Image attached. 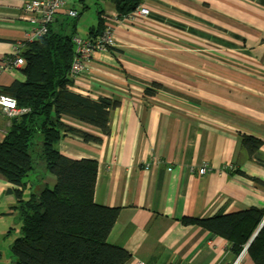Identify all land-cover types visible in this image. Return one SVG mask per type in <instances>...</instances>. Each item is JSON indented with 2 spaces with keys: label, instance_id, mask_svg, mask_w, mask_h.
<instances>
[{
  "label": "crops",
  "instance_id": "1",
  "mask_svg": "<svg viewBox=\"0 0 264 264\" xmlns=\"http://www.w3.org/2000/svg\"><path fill=\"white\" fill-rule=\"evenodd\" d=\"M27 1L0 0V90L25 80L14 46L31 26ZM141 5L147 15L119 23L116 0L96 1L104 26L114 25L115 42L92 54L72 89L119 104L106 136L64 119L101 135V143L66 135L57 147L71 158L98 161L95 201L120 208L108 241L130 252L125 264H255L247 246L236 255L225 238L181 219L264 208V166L242 145L245 135L260 139L264 159V0ZM72 7L79 13L76 34L89 38L96 25L86 36L79 30L90 0ZM70 19L60 13L52 27L62 31ZM11 120L0 113V142ZM204 164L208 171L200 174ZM51 181L45 175L43 182ZM10 185L0 175V238L16 223L15 198L5 193ZM8 243L0 246V264H9Z\"/></svg>",
  "mask_w": 264,
  "mask_h": 264
},
{
  "label": "trees",
  "instance_id": "2",
  "mask_svg": "<svg viewBox=\"0 0 264 264\" xmlns=\"http://www.w3.org/2000/svg\"><path fill=\"white\" fill-rule=\"evenodd\" d=\"M141 3L142 0H116L117 17L131 13ZM101 13L90 30V38L105 27ZM77 17H70L62 31L55 30L52 24L47 34L24 42L20 71L25 80L1 88L19 108L28 109L12 119L0 142V175L11 184L5 193L15 198L10 209L16 223L0 238V243L3 238H11L7 246L9 264H125L131 257L125 248L108 241L120 208L95 201L98 161L71 158L57 147L66 135L101 143V135L74 128L64 119L73 118L106 136L111 132V110L119 104L72 89L70 69ZM146 93L154 92L147 88ZM262 144L253 136L242 137L249 157L264 166ZM43 170L55 177L52 186L43 182ZM41 171L35 181L30 178ZM237 173L260 181L240 170ZM181 221L225 238L236 255L247 246L254 263L264 264V208L204 218L183 217Z\"/></svg>",
  "mask_w": 264,
  "mask_h": 264
},
{
  "label": "built area",
  "instance_id": "3",
  "mask_svg": "<svg viewBox=\"0 0 264 264\" xmlns=\"http://www.w3.org/2000/svg\"><path fill=\"white\" fill-rule=\"evenodd\" d=\"M74 0H28L24 4V14L30 23L29 29L25 33L24 41L17 42L14 46L15 64L22 65L24 59L21 55L24 42L33 41L48 33L50 26L60 13H65L68 17H77L78 11L72 7ZM149 9L140 5L136 10L116 17L119 23L136 22L140 16L147 15ZM115 42L114 25L106 24L104 29L95 38H83L80 35L73 37L75 54L71 64L70 75L75 79L88 66L94 52L102 53L108 50ZM5 68V63L0 65V69ZM26 108H19L16 100L1 92L0 90V113L14 119L27 112ZM208 171L206 164L199 168L200 174ZM139 264H142L141 262Z\"/></svg>",
  "mask_w": 264,
  "mask_h": 264
},
{
  "label": "rangeland",
  "instance_id": "4",
  "mask_svg": "<svg viewBox=\"0 0 264 264\" xmlns=\"http://www.w3.org/2000/svg\"><path fill=\"white\" fill-rule=\"evenodd\" d=\"M96 1L97 0H90V9H88L87 11H85L84 12V16H83V18H82V25H80V33L82 34V35H84V36H86V34L89 32V30H90V28L92 27V26H95L96 24H97V18H98V14H97V11H98V9H97V7H96ZM12 121V120H11ZM44 171V170H43ZM40 173H42V171L41 172H39V173H32L31 175H30V178L32 179V180H36L37 179V175H39ZM44 173H45V175H47L48 177H54L51 173H49V172H45L44 171ZM54 180H55V177H54ZM50 183V186H52V184L54 183H52V181L51 182H49ZM8 243V238H3L2 240H1V246H4V244H7Z\"/></svg>",
  "mask_w": 264,
  "mask_h": 264
}]
</instances>
